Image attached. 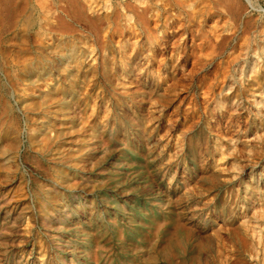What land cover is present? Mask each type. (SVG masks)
Wrapping results in <instances>:
<instances>
[{"label":"rangeland","instance_id":"1","mask_svg":"<svg viewBox=\"0 0 264 264\" xmlns=\"http://www.w3.org/2000/svg\"><path fill=\"white\" fill-rule=\"evenodd\" d=\"M0 264H264V0H0Z\"/></svg>","mask_w":264,"mask_h":264},{"label":"bare ground","instance_id":"2","mask_svg":"<svg viewBox=\"0 0 264 264\" xmlns=\"http://www.w3.org/2000/svg\"><path fill=\"white\" fill-rule=\"evenodd\" d=\"M44 8V7H43ZM192 9V8H191ZM194 9V8H193ZM50 11V10H49ZM151 33V32H150ZM203 33V32H202ZM149 35V34H148ZM192 35V34H191ZM204 35V34H203ZM154 36H156V35H154ZM201 36V35H200ZM151 37V39H153L154 41H155V37H153L152 35H150L149 36V38ZM193 37V36H192ZM194 38V37H193ZM192 38V39H193ZM157 39V38H156ZM176 40V39H175ZM157 41V40H156ZM194 41V40H193ZM169 42V41H168ZM157 43V42H156ZM171 47H172V49H174V50H176V48L178 47V44H177V40L176 41H174L173 43H171ZM255 53V52H254ZM256 54V53H255ZM181 56H182V54H181ZM246 56H248V53H246ZM186 57V56H185ZM184 57V58H185ZM242 69V68H241Z\"/></svg>","mask_w":264,"mask_h":264}]
</instances>
